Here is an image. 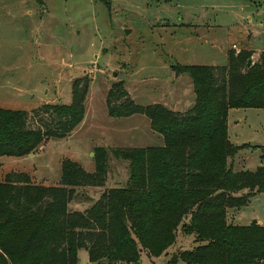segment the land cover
<instances>
[{
    "label": "trees",
    "instance_id": "obj_1",
    "mask_svg": "<svg viewBox=\"0 0 264 264\" xmlns=\"http://www.w3.org/2000/svg\"><path fill=\"white\" fill-rule=\"evenodd\" d=\"M254 53L230 49L226 65H177L191 75L196 93L185 111L138 104L124 81L114 83L109 115H146L164 144L96 146V170L64 159L60 185L35 184L27 172L8 173L0 182V264H78L81 249L92 262L138 264L142 249L152 256L166 252L179 229L194 234L197 245L174 262L264 264V225L226 219L230 208L264 192V146L237 145L228 133L230 108H264V53L249 66ZM89 87L84 75L73 82L70 104L0 106V157L28 155L49 138L69 136L85 118ZM244 147L262 151L263 164L255 171L235 170L230 161ZM110 152L129 161L127 184L104 190L84 211L70 210L78 187L106 184Z\"/></svg>",
    "mask_w": 264,
    "mask_h": 264
},
{
    "label": "rangeland",
    "instance_id": "obj_2",
    "mask_svg": "<svg viewBox=\"0 0 264 264\" xmlns=\"http://www.w3.org/2000/svg\"><path fill=\"white\" fill-rule=\"evenodd\" d=\"M232 44L256 51L253 62L264 53V0H0V106L32 110L46 103L70 104L75 79L90 77L83 122L31 154L1 156L0 182L17 171L27 172L35 184L60 185L64 159L96 170V146L163 145L146 115H109L111 86L124 81L138 104L185 111L195 104L196 93L191 75L176 66L226 65ZM229 125L235 144L264 146L263 107L230 108ZM261 154L259 148L244 147L232 165L255 171L263 164ZM129 167L128 160L110 152L106 184L78 187L69 209L84 211L104 190L125 186ZM226 219L264 225V192L242 208H230ZM196 245L194 234L179 229L166 252L152 256L142 249L138 264H187L173 257ZM78 264L109 262H92L81 249Z\"/></svg>",
    "mask_w": 264,
    "mask_h": 264
},
{
    "label": "crops",
    "instance_id": "obj_3",
    "mask_svg": "<svg viewBox=\"0 0 264 264\" xmlns=\"http://www.w3.org/2000/svg\"><path fill=\"white\" fill-rule=\"evenodd\" d=\"M234 45H235V44H232V46H230V48L228 49V51H229L230 49H235L237 52H239L240 50H243V48H235ZM256 55H259V54L256 53V51H255V53H254L253 56H256ZM173 109H174V110H180V111H183V110L180 109V107H178V106L174 107ZM228 130H229V137L231 138V136H230V125H229ZM231 141H232V139H231ZM232 142H233V141H232ZM233 143H237V142H233ZM244 144H245V143H244ZM139 147H141V146H139ZM235 156H236V155H235ZM233 160H235V157L231 158V163L233 162ZM233 163H234V162H233ZM234 168H235V167H234Z\"/></svg>",
    "mask_w": 264,
    "mask_h": 264
},
{
    "label": "water",
    "instance_id": "obj_4",
    "mask_svg": "<svg viewBox=\"0 0 264 264\" xmlns=\"http://www.w3.org/2000/svg\"><path fill=\"white\" fill-rule=\"evenodd\" d=\"M252 63H253V60L250 59V60L248 61V65L250 66Z\"/></svg>",
    "mask_w": 264,
    "mask_h": 264
}]
</instances>
